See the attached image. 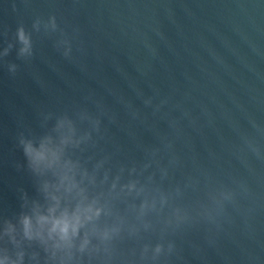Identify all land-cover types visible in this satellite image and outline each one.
<instances>
[{
  "label": "water",
  "instance_id": "obj_1",
  "mask_svg": "<svg viewBox=\"0 0 264 264\" xmlns=\"http://www.w3.org/2000/svg\"><path fill=\"white\" fill-rule=\"evenodd\" d=\"M0 264H264V0H0Z\"/></svg>",
  "mask_w": 264,
  "mask_h": 264
},
{
  "label": "clouds",
  "instance_id": "obj_2",
  "mask_svg": "<svg viewBox=\"0 0 264 264\" xmlns=\"http://www.w3.org/2000/svg\"><path fill=\"white\" fill-rule=\"evenodd\" d=\"M20 36H21V39L24 38V37H23V31H22V30H21V32H20ZM61 231L66 233V231H67V224H66V223H65V225L61 228Z\"/></svg>",
  "mask_w": 264,
  "mask_h": 264
}]
</instances>
